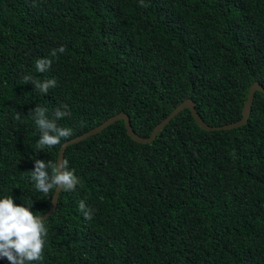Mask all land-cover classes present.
Returning a JSON list of instances; mask_svg holds the SVG:
<instances>
[{
  "label": "trees",
  "instance_id": "trees-1",
  "mask_svg": "<svg viewBox=\"0 0 264 264\" xmlns=\"http://www.w3.org/2000/svg\"><path fill=\"white\" fill-rule=\"evenodd\" d=\"M143 5L0 0V198L47 212L55 190H36L35 159L55 162L65 141L116 114L143 137L187 98L209 126L242 117L250 86L264 87V0ZM41 58L52 60L42 73ZM26 75L56 86L41 93ZM65 104L70 114L56 122L72 135L36 150L33 109L52 119ZM64 159L80 183L60 192L42 260L27 264H264L261 91L242 126L204 130L185 108L139 143L120 119L70 144Z\"/></svg>",
  "mask_w": 264,
  "mask_h": 264
},
{
  "label": "clouds",
  "instance_id": "clouds-1",
  "mask_svg": "<svg viewBox=\"0 0 264 264\" xmlns=\"http://www.w3.org/2000/svg\"><path fill=\"white\" fill-rule=\"evenodd\" d=\"M141 6L143 0H141ZM65 48L61 46L51 52L52 57L57 52L63 53ZM52 64L51 59L41 58L35 62L38 72L46 71ZM25 83L31 82L41 93H47L50 88L56 86L55 79L36 80L32 76L23 77ZM63 109L57 108L52 119L46 116V109L36 105L32 111V118L40 130V139L36 142V150H44L45 147L52 148L61 144L62 139L66 140L72 135L70 128L60 127L57 120L69 115L68 106ZM17 120L20 116L17 114ZM50 170V171H49ZM31 180L34 182L37 191L49 196L50 192L74 191L79 178L68 168L66 159H57L55 162L47 163L41 159H35V167L31 171ZM31 201L21 205L14 203L13 198L8 195L0 198V258H6L10 264H27V262L42 260V253L45 246L47 228L44 219L30 210ZM79 209L83 212L85 219H91L92 212L86 209L83 200L79 201Z\"/></svg>",
  "mask_w": 264,
  "mask_h": 264
},
{
  "label": "water",
  "instance_id": "water-1",
  "mask_svg": "<svg viewBox=\"0 0 264 264\" xmlns=\"http://www.w3.org/2000/svg\"><path fill=\"white\" fill-rule=\"evenodd\" d=\"M257 90L261 91L263 94V97H264V87L259 82H257V81L254 82L250 86L246 102L243 106L242 117L237 121L227 123V124H224L222 126H209V125H207L204 122V120L201 118L200 114L197 112V110L195 108V104L191 98H187L186 100H184L165 119H163L161 122H159L154 127V129L152 130L151 134L148 137H143V136H140L137 133H135V131L133 130V128L131 126L129 116L127 114H125V113L116 114V115L110 117L109 119L105 120L99 126L93 128V129H91V130H89V131H87L81 135H78L72 139L65 141L59 148L57 159H64V152L70 144L77 143V142L82 141V140H84V139H86L92 135H95V134L99 133L100 131H102L107 126H109L110 124H112L115 121L120 120V119H123L125 122L127 134L133 140H135L136 142H139V143H148V142L153 141L156 138L157 134L162 130V128L165 125H167L173 117H175L180 111H182L185 108H188L191 111V114L194 117L196 123L204 130H220V129L226 130V129H231L234 127L242 126V125L246 124L248 121V118L250 116L251 106H252V103L254 100V95H255V92ZM59 194H60L59 189L55 190V192L52 196L51 206L47 210V212H45L44 214L41 215L42 219L47 218L55 210L57 203H58ZM4 259L5 258H0V260H4Z\"/></svg>",
  "mask_w": 264,
  "mask_h": 264
}]
</instances>
